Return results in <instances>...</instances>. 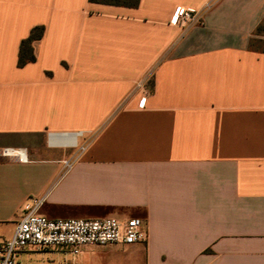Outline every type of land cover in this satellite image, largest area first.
<instances>
[{
	"label": "crops",
	"instance_id": "0c3cea01",
	"mask_svg": "<svg viewBox=\"0 0 264 264\" xmlns=\"http://www.w3.org/2000/svg\"><path fill=\"white\" fill-rule=\"evenodd\" d=\"M178 8L200 22L174 26ZM263 20L264 0H0V238L36 199L49 220L147 232L16 263L264 264V51L250 47Z\"/></svg>",
	"mask_w": 264,
	"mask_h": 264
},
{
	"label": "built area",
	"instance_id": "2783aa9c",
	"mask_svg": "<svg viewBox=\"0 0 264 264\" xmlns=\"http://www.w3.org/2000/svg\"><path fill=\"white\" fill-rule=\"evenodd\" d=\"M199 22L198 13L184 8L176 9L171 19V23L181 29ZM137 87H140V84ZM6 154L17 158L19 162L24 161V153L21 150L4 152V155ZM42 203L43 199L31 200V203L24 207L12 236L9 239L0 238V264H17V255L25 249L59 248L77 257L85 247L130 246L146 242L145 224L140 219L49 220L38 213Z\"/></svg>",
	"mask_w": 264,
	"mask_h": 264
},
{
	"label": "trees",
	"instance_id": "16d2710c",
	"mask_svg": "<svg viewBox=\"0 0 264 264\" xmlns=\"http://www.w3.org/2000/svg\"><path fill=\"white\" fill-rule=\"evenodd\" d=\"M90 3L115 6V7H124V8H136L139 4V0H89ZM264 31V20L259 24L254 32V37L263 36L262 32ZM44 29L42 27L33 28L26 40H23L20 44L19 53H18V67H23L28 63H33L35 57L33 55L32 44L36 41H39L43 36ZM250 42V47L252 43Z\"/></svg>",
	"mask_w": 264,
	"mask_h": 264
},
{
	"label": "rangeland",
	"instance_id": "374dc122",
	"mask_svg": "<svg viewBox=\"0 0 264 264\" xmlns=\"http://www.w3.org/2000/svg\"><path fill=\"white\" fill-rule=\"evenodd\" d=\"M263 36L260 37H256L254 39V42L252 43V47L254 49L260 50V51H264V31L262 32Z\"/></svg>",
	"mask_w": 264,
	"mask_h": 264
}]
</instances>
